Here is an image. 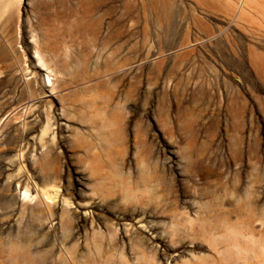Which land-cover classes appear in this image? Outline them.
Listing matches in <instances>:
<instances>
[{"label":"rangeland","instance_id":"obj_1","mask_svg":"<svg viewBox=\"0 0 264 264\" xmlns=\"http://www.w3.org/2000/svg\"><path fill=\"white\" fill-rule=\"evenodd\" d=\"M236 1L0 0V264H264V0Z\"/></svg>","mask_w":264,"mask_h":264},{"label":"bare ground","instance_id":"obj_2","mask_svg":"<svg viewBox=\"0 0 264 264\" xmlns=\"http://www.w3.org/2000/svg\"><path fill=\"white\" fill-rule=\"evenodd\" d=\"M205 1H208L209 2V0H205ZM254 1H256V0H254ZM253 2V0H237L236 1V3H234L233 5H231L232 6V8H231V6H230V8L231 9H237V11L241 14V13H243V10H245L244 9V7H245V5H246V3H252ZM151 3L153 4V7H155L156 9H157V11H159L160 13H162L163 15L164 14H166V13H168L169 12V10H170V5H169V2H168V0L166 1H164V0H151ZM204 4H206V6H207V4L208 5H211L212 3H207V2H205ZM254 4H256V2H254ZM91 5V4H90ZM173 5V4H172ZM257 5V4H256ZM260 7H262V8H264V3L263 4H260L259 5ZM228 7V6H227ZM83 9V11H85V12H90V13H92V12H94V11H96L97 9H98V5H91V6H86L85 5V7H83L82 8ZM229 9V8H228ZM172 11V10H171ZM170 11V12H171ZM263 16H264V10H263ZM165 16V15H164ZM32 100H30V102H31ZM240 225H233V226H230V225H228L227 226V228H225L224 229V233H227V234H230L231 235V233L233 232V234H236V235H238L237 233H241V231H240ZM233 236V235H232ZM235 239H236V237H235ZM236 241H238V240H236ZM236 244V243H235ZM222 263H225L224 261H221ZM221 262H217V261H215L214 262V264H216V263H221Z\"/></svg>","mask_w":264,"mask_h":264}]
</instances>
